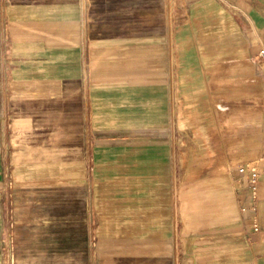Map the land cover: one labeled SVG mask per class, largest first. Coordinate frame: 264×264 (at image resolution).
Wrapping results in <instances>:
<instances>
[{
    "label": "crops",
    "instance_id": "0c3cea01",
    "mask_svg": "<svg viewBox=\"0 0 264 264\" xmlns=\"http://www.w3.org/2000/svg\"><path fill=\"white\" fill-rule=\"evenodd\" d=\"M22 1L0 0V229L22 147L71 153L73 115L79 237H103L98 264H264V0H174V25L163 0H100L112 12L88 22L69 4ZM179 48L189 104L170 123ZM56 114L67 133L55 145ZM247 162L260 167L256 196Z\"/></svg>",
    "mask_w": 264,
    "mask_h": 264
},
{
    "label": "rangeland",
    "instance_id": "374dc122",
    "mask_svg": "<svg viewBox=\"0 0 264 264\" xmlns=\"http://www.w3.org/2000/svg\"><path fill=\"white\" fill-rule=\"evenodd\" d=\"M32 1L24 0L21 4L30 5L33 3ZM48 1H51L56 6L69 4L68 6L71 7L70 15L74 17L79 14L80 17H84L85 22L94 19L99 13H105L99 7L100 3H102L100 0ZM163 1V13L167 22L170 25H174L173 9L175 2L174 0ZM38 3L35 2L33 4ZM111 12V9H107V14H105L110 15ZM120 12L121 10L118 9L117 14ZM62 15L61 10L56 9L54 16L59 18ZM103 18L105 20L104 16ZM54 37H56V41L61 42L63 40L61 32H56ZM6 41H10L8 35L5 39ZM56 45L58 47V43ZM7 46H9V43H7ZM61 50H59L60 55L56 54L57 56H62ZM3 51L8 56H13L12 51L7 50L6 52V49H3ZM181 52L180 48L171 51V58L174 64L168 67L172 71V86L170 87V97L168 98V108L172 109V115H169L170 123H173L175 120L174 110L176 109V105L182 106L183 103L185 106L189 104V99L179 96L183 84L184 89L187 86L185 80L189 73V66L181 65V57L183 56ZM71 53V68L78 70L79 52L76 50ZM92 63L94 64V62ZM13 66L14 64L11 62H8L4 66V70H6L8 76H10ZM85 67L88 70L89 59L86 65H83V69ZM60 68L62 67L55 66V69ZM73 109L77 111V102L72 105ZM187 119L188 115L183 113L182 121L186 122ZM71 122V129L69 130L71 134V153H66L65 151L64 154H61V148L64 146H55V150L53 149L54 145L51 143L47 146L24 145L22 147L23 150L20 154V164L23 167L20 170L22 175L17 181L14 180L12 184L9 183L7 185V220L6 225H3L0 229V247L3 252L0 257V264H79L83 260L89 261V264H98V254L106 249V247H103V243L99 241L103 237H94L93 234L95 232L93 229L90 230L91 237H86V239L79 237V163L77 159L78 147L75 144L78 141L79 130L74 124L77 123V118L74 119L73 115ZM49 125H54L53 127L55 128L53 130L54 137L51 139L54 141V144H57V141H62V137H66L67 129L62 124V114H56L53 122ZM66 140L67 138L64 141ZM92 186L93 178L88 177V189ZM15 208L20 209L22 214H16L18 212ZM16 215L20 217L18 220ZM108 230L110 229H103L104 233L109 232ZM36 234L38 237H36ZM32 235L33 237H31ZM85 247L88 252L86 253V257L81 258L79 250ZM17 251H20L19 254H17ZM45 252L47 254H44Z\"/></svg>",
    "mask_w": 264,
    "mask_h": 264
},
{
    "label": "built area",
    "instance_id": "2783aa9c",
    "mask_svg": "<svg viewBox=\"0 0 264 264\" xmlns=\"http://www.w3.org/2000/svg\"><path fill=\"white\" fill-rule=\"evenodd\" d=\"M264 56V48L260 50ZM238 170L244 175H247L250 179L252 195L256 196V190L259 182L260 167L256 162L241 163L238 165Z\"/></svg>",
    "mask_w": 264,
    "mask_h": 264
}]
</instances>
